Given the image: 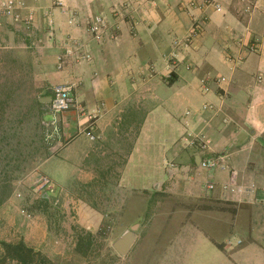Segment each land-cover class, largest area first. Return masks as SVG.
<instances>
[{
    "label": "crops",
    "instance_id": "0c3cea01",
    "mask_svg": "<svg viewBox=\"0 0 264 264\" xmlns=\"http://www.w3.org/2000/svg\"><path fill=\"white\" fill-rule=\"evenodd\" d=\"M8 1L23 5L16 11L22 18L33 15L29 27L5 15ZM190 1L0 0V80L29 90L41 106L53 86L72 89L77 108L61 116L63 138L45 149L38 166L45 179L55 166L62 186L90 183L101 159L102 184L130 195L129 208L165 210L168 203L188 216L203 208L200 198L210 197L236 209L233 218L244 213L248 225L246 205L264 195V0H210L218 10L199 7L202 0L189 8ZM98 14L107 16L112 37L87 33ZM194 26L198 36L186 43ZM67 39L78 40L90 59L58 71ZM207 77L223 81L203 90ZM204 104L214 109L199 115ZM90 120L93 141L82 133ZM121 128L135 132L126 155L128 134L120 132L118 140ZM198 133L212 153L228 156V170L213 174L210 194L198 153L186 147L188 135ZM105 140L117 143L106 156L98 152ZM228 183L239 191L224 193Z\"/></svg>",
    "mask_w": 264,
    "mask_h": 264
},
{
    "label": "rangeland",
    "instance_id": "374dc122",
    "mask_svg": "<svg viewBox=\"0 0 264 264\" xmlns=\"http://www.w3.org/2000/svg\"><path fill=\"white\" fill-rule=\"evenodd\" d=\"M97 17L105 21L103 37H112L108 18L102 14L91 17L86 30ZM71 19L74 25L76 18ZM4 83L0 80V243L23 242L55 264H264V205L258 201L246 205L248 225L244 213L233 218L236 209L210 197L200 198L203 208L190 209L188 216L181 206L168 203L165 210L150 204L144 210L132 209L130 195L102 184L107 177L101 176V159L94 162L96 179L87 184L62 186L64 178L55 166L45 170L53 186L49 191L38 171L48 156L40 139L46 107L29 90ZM128 116L126 112L124 121L132 119ZM122 131L128 134L121 148L126 155L135 132L121 128L120 141ZM106 143L98 149L104 156L117 144ZM132 228L134 243L126 256H120L113 245ZM79 240L84 255L76 251Z\"/></svg>",
    "mask_w": 264,
    "mask_h": 264
},
{
    "label": "built area",
    "instance_id": "2783aa9c",
    "mask_svg": "<svg viewBox=\"0 0 264 264\" xmlns=\"http://www.w3.org/2000/svg\"><path fill=\"white\" fill-rule=\"evenodd\" d=\"M252 1V0H248ZM196 2H190L189 7H195ZM216 10L219 9V6L214 4L210 0H202L199 4V7L212 5ZM23 8L22 4H15L13 1H8L3 5L5 15L11 17L18 24L26 25L29 27L33 21V15L29 14L25 17H21L17 10H21ZM72 18V17H71ZM70 18L69 24L73 25V21ZM199 26H194L191 29L189 37L185 41L188 43L192 39H196L198 36ZM87 33L92 38H100L103 37L106 33V25L104 19L97 17L93 19V21L88 24ZM80 43L76 39H67L62 45V52L57 57V70H62L68 64H78L81 62L88 61L90 56L85 51H82L80 48ZM255 45H251L249 48L250 52H254ZM222 79H212V78H204L201 80L200 88L206 90L209 85L219 84L222 82ZM72 89L69 85L60 84L55 85L51 88L50 92V102L44 110L41 130H42V138L46 145H51L53 143H58L63 138L62 128L60 127V118L66 112H69L75 108H77L76 100L72 95ZM214 107L210 104H204L200 111L199 115L203 113H210L213 111ZM189 113H186L188 115ZM44 117H48V119H44ZM93 124L92 121H88L85 129L82 131L84 135L91 141L95 138L92 134L93 132ZM186 147H189L195 150L198 153V167L206 172L210 180L205 183L204 189L205 192L210 194L215 189L214 182L211 181L213 174L215 172H226L228 170V156L225 153L214 154L210 151V142L209 140L201 133L198 134H189L188 140L186 141ZM44 186L49 190H53V186L51 183L44 179ZM253 187H251L252 189ZM221 189L224 193L233 194L235 191H239V189L235 190V188L230 184H224L221 186ZM264 205V198L260 202ZM237 244H240L239 242ZM228 245H231L228 242Z\"/></svg>",
    "mask_w": 264,
    "mask_h": 264
},
{
    "label": "trees",
    "instance_id": "16d2710c",
    "mask_svg": "<svg viewBox=\"0 0 264 264\" xmlns=\"http://www.w3.org/2000/svg\"><path fill=\"white\" fill-rule=\"evenodd\" d=\"M40 139L43 146L42 149H47L48 145L43 141L42 131ZM86 236L87 239L91 237L89 233H86ZM219 248L221 249V247ZM0 249V264H55L39 252L27 247L23 242L15 244L1 242ZM76 251L79 254L84 255V251H82L81 248V240L78 241Z\"/></svg>",
    "mask_w": 264,
    "mask_h": 264
},
{
    "label": "water",
    "instance_id": "95a60500",
    "mask_svg": "<svg viewBox=\"0 0 264 264\" xmlns=\"http://www.w3.org/2000/svg\"><path fill=\"white\" fill-rule=\"evenodd\" d=\"M51 90L48 91L50 94ZM43 104H48L50 102V97H47L45 101H41ZM135 228H132V231L124 233L113 245L115 251L120 256H126L135 240V235L133 233V230Z\"/></svg>",
    "mask_w": 264,
    "mask_h": 264
}]
</instances>
